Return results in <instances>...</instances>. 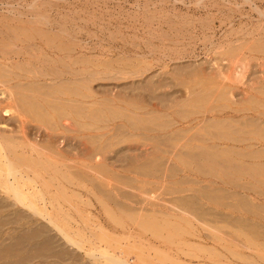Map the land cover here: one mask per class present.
I'll return each mask as SVG.
<instances>
[{"label":"rangeland","instance_id":"1","mask_svg":"<svg viewBox=\"0 0 264 264\" xmlns=\"http://www.w3.org/2000/svg\"><path fill=\"white\" fill-rule=\"evenodd\" d=\"M41 32L63 50H26L33 58L16 44L29 57L0 62V101L13 97L45 149L79 143L61 115L68 82L50 70L81 43L87 76L86 163L60 165L73 179L57 178L70 188L57 209L33 199L44 216L84 232L85 251L132 264H264V0H0V45ZM6 114L7 131L19 130ZM73 243L0 194V264H107Z\"/></svg>","mask_w":264,"mask_h":264},{"label":"bare ground","instance_id":"2","mask_svg":"<svg viewBox=\"0 0 264 264\" xmlns=\"http://www.w3.org/2000/svg\"><path fill=\"white\" fill-rule=\"evenodd\" d=\"M19 24H20V22H19ZM47 24L48 23H46V25ZM22 32H24V31H22ZM39 33H38V35L40 36L42 34V32H41V34H39ZM46 35L47 34H42V36L39 38L40 41H37L38 39L35 40V38L33 37L34 34H32V35L30 34L29 36L26 37V39L24 38L25 36H23V39H21L20 37H17L19 35H17V33H16V35H15L16 39L13 38L14 36L12 37L14 39V40L12 39V41H15L13 44L10 42L11 44H10L9 47L7 45L6 46L0 45V62H2V61L5 62L7 60H10L9 62H11L12 60L14 62L15 61L18 62L17 60H14V59L19 58L23 54L22 52H18L17 50L15 52V50H14L16 44H18V43L20 44L21 51H24L25 50L24 52H26V50L27 51L28 50H31V51L32 50L33 51L34 50L43 51V49H44V50L50 51V53L51 52L52 53H57V52L58 53H61L60 51L63 50V49L60 48V46H58V44L57 45L56 44H53V43L57 42V39L52 38L53 36L50 38V37H48L49 35H47V36ZM30 36H32L33 38L30 37ZM63 37H64V39L66 38V40L67 39H69V40L70 39H73V41L74 40H78V38H77L76 35H72V34H69V33H64L63 34ZM63 37H61V38L63 39ZM46 38H48V40ZM70 41H72V40H70ZM29 52L28 53L26 52V53L29 55ZM67 52H69V50H67ZM77 52H78V55H75V56H77V58L71 52H70V54L65 55L68 58L69 61L67 60V62L63 63L64 60H62V65L63 66H62V69L61 70H58V68H55V67H52V69H51V67H49V70L51 69L50 70L51 72L50 73L48 72L50 74V76L52 75L53 77L64 78L68 82V85H66L64 87L65 88V91L63 93L71 101L68 102L69 99H67V97H65V100L67 99V102H65V105H63V107L61 105L62 110H63L62 111L63 114L61 112V115H64V116H62V118L64 117L62 119L64 123L63 122L62 123L67 126L66 128L70 127L69 128L71 130L70 132L74 131V133H76L77 136L79 137V143L76 145L75 151H71V152L69 151L67 153V152H64L62 150L55 151L56 148H55V150H50V149H45L44 147H42V145L40 143L36 142L33 139V137L32 138L30 137L31 134H30V132H28V129L26 128V122L29 119L27 117H25V115L16 107V105L14 104V102H16V101H14L13 97L10 95L9 98H8V96H7L6 100L4 99L3 101H0V108H2L0 110H1V112L4 111L7 114L8 113L9 114H17V117H18L17 120L19 119L18 121L20 123V127H19V130H17L19 133H16L15 135L21 134V138H17L14 135V132H17L16 130L14 131V130H11L10 129V132L7 131V130H9V126L10 125L8 126L6 124V120L4 119V116L3 117L0 116V194L8 195L13 200L14 204H21L24 207H27L29 209H33L39 216L45 218L47 220V222L49 223V225H51L54 229H56L57 231H59L60 234L65 238V240H67V241H74V243H73L74 246L76 248L82 250L83 252H85L88 256L94 257V258H96L98 260L99 259H103V261H105L107 264H132L125 257H123V256L116 257L114 255V253L109 252V251L99 252L98 250L91 251L90 249L88 250V252L85 251L83 248L84 247H88V245H87L86 242L89 239H87V235L84 232H79V231L75 230V227L70 224L69 220L66 219V218H64V217H62L60 214L59 215H57V214L56 215L55 214L54 215H50L48 218H46L44 216L42 210L38 207V205L33 200L35 198L37 199V197L40 198L39 199V201H40L39 203L43 206V208H44L43 210L47 214L49 213L48 212V208L50 206H52V207L55 206V208L57 209L56 204H60V202L62 200L61 198L64 195H67L66 192L68 191V189H70L65 184H63L62 182H58L60 180L57 179L60 176V174L62 175V172H63V174L65 172L64 170H62V168H65V170H66V168L69 166V164L67 162L64 163V161H66V160H68V161L69 160H71V161L75 160V161L78 162L79 165L86 163L85 162V159L87 157H86L85 152H84V147H83V143L84 142H83V140L85 139L84 132H85V127H86L85 125H87V123L84 122L85 103H84L83 86H85L84 84H86L85 82H86V77L87 76H86V69H85V59H84L85 57H83L84 56V51H83V46L81 45V43H80V45H79V47L77 49ZM27 54L26 55L23 54L24 55L23 57H25V56L27 57L28 56ZM33 54H32V56H33ZM29 56L32 57L31 55H29ZM34 56H33V58H35ZM50 57H52V56H50ZM50 57H49V61L52 60V58L50 59ZM56 57H58L57 59H61L60 54L58 56L56 54ZM63 57L64 56H62V58ZM24 60H25L24 62H26V59H24ZM42 61L43 62H41V63H44V60H42ZM49 61L47 63L46 60H45V63L46 64L51 63ZM24 62L23 63L21 62V64L24 65L25 64ZM30 63L31 62H29V64ZM32 63L30 64V66L32 65ZM37 63L39 64L38 61H37ZM26 64H28V62ZM52 64H53V62H52ZM3 65H4V67L6 66L5 64H3ZM36 65L33 66V67L36 68V69H34L35 72L36 71L40 72L41 70L40 71L37 70V68L39 69V67L36 66ZM46 66L44 68H46ZM41 68L42 67L40 66V69ZM3 69H2V71H3ZM43 71H41V72H43ZM4 72H6V71L4 70ZM32 72H34V71H32ZM32 72H30V73H32ZM45 72H46V69H45L44 73ZM36 74H37V72H36ZM239 74H237V76H236L237 77L236 78V81L239 78L238 77ZM5 75L6 74H4V75L1 74L0 75V85L1 86H5L7 84V82H8V81H4L3 80V79L6 78ZM15 75H17V74H15ZM41 75H44V74L41 73ZM235 75H236V73H235ZM235 75H234V77H235ZM6 76L8 78V75H6ZM19 76L17 75L18 78H19ZM47 76H49V75H47ZM22 77H23V75L21 76V78ZM43 77L45 78L46 75L43 76ZM234 77L231 74V78H234ZM28 79L30 80V78H28ZM51 79H53V78H51ZM232 80H229V81H232ZM234 80H235V78H234ZM38 81H40V80H38ZM38 87H40V86H38ZM18 88H20V86H18ZM14 91H17V90H14ZM0 92H1L2 95L5 96L6 95V92H8V90L7 91H3V92L0 91ZM63 93L61 95L64 96ZM15 94H18V93H15ZM20 96H19V99H20ZM37 99H41V98L39 97ZM37 99H35L36 101L31 102L32 104L30 102H28V103L31 104V105L29 104L31 106V108L29 106V108L31 109V111H33L34 113H36L38 111L37 113H39V114H37V113L36 114H37V116L38 115L40 116V114H41L40 113V110H41V106H42L41 104H42V102L39 103ZM61 99L64 100L63 98H60L59 97V100H61ZM25 100H27V99H25ZM42 100H43V102H46L47 103V101H45L47 99H44L43 98ZM64 101H63V103H64ZM7 103H8V105H7ZM46 105L49 106L48 103ZM52 106H49L48 108L51 109V108H53ZM57 106H59V105H57ZM21 108H23V106ZM42 109H44V108H42ZM55 109H56V106H55ZM57 109H58V107H57ZM26 110H24V111H26ZM27 111H29V110H27ZM46 112H47V110H46ZM65 115H68V116H65ZM37 116H35V117H37ZM42 116H44V115H42ZM73 117H75V118L77 117V119H75L76 121L74 120ZM60 118H59V120H60ZM40 119H41V117H40ZM63 124H62V126L64 127L63 129H66ZM7 126H8V129H6ZM11 132H13V133H11ZM49 135H51V133ZM221 136H222V134H221ZM223 139H224V137H223ZM68 154L69 155L70 154H73V155L68 156ZM71 161H69V163H71ZM60 165H66V166L65 167L61 166L62 167L61 168ZM76 166H78V165H76ZM82 171H81L80 174H82ZM69 172L70 171H68V174H69ZM66 174H67V172H66ZM66 174H64V175L66 176ZM77 174L79 175L78 171H77ZM69 175H71V173ZM78 175H76V176H78ZM66 177L69 178V179L71 178V180L73 179V176L72 177L71 176L68 177V175H67ZM56 179H57V183L54 182V180L56 181ZM71 180H69V181L72 182ZM65 181H67V180H65ZM74 185L75 184H73L72 186H74ZM78 187H79V184H78ZM79 188H81V187H79ZM73 191L75 192V190H73ZM48 193H49V196H50V193H52V195L54 196L53 197L54 199H52V198L51 199H47ZM20 196H23L28 203L23 202L22 199L20 198ZM56 197H58V198H56ZM41 200L43 201V203H41ZM53 211H54V209H53ZM77 239H80L81 241H78Z\"/></svg>","mask_w":264,"mask_h":264}]
</instances>
